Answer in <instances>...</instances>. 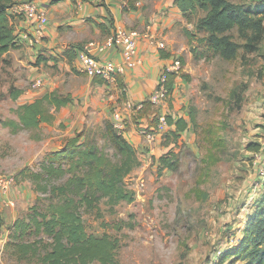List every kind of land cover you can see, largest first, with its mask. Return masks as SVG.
Segmentation results:
<instances>
[{
  "label": "rangeland",
  "instance_id": "374dc122",
  "mask_svg": "<svg viewBox=\"0 0 264 264\" xmlns=\"http://www.w3.org/2000/svg\"><path fill=\"white\" fill-rule=\"evenodd\" d=\"M232 1L255 4L254 0ZM262 13L264 17V10ZM197 16L187 20L196 32L192 39L186 36L191 57L186 68L182 63L173 84L174 89L178 79L184 85L179 84L181 100L177 111L181 116L176 118L184 117L187 126L175 136L168 124L154 139L140 129L150 125L137 128L147 141L161 139L160 155L173 153L178 159L177 167L160 168L156 156L148 157L146 149L138 148L139 164L124 178L128 189L135 192L134 200L109 203L104 197L99 201V210H82L88 233L109 234L119 240L116 257L120 264H242L234 256L233 247L247 212L256 207L264 189L257 172V155L264 153V31L256 49L241 47L234 57L225 59L209 50L206 42L198 41L205 32L196 29ZM231 32L235 40L244 41L236 27ZM38 58H33L21 41L0 58V175L14 179L6 190L0 189V264H43L39 257L49 237L32 230L22 234L12 227L17 219L28 220L31 204L39 202L40 209L44 207V202L37 200L39 193L32 181L20 179L18 172L24 167L38 169L43 156L60 148L70 134L66 132L67 123L56 121L61 106L49 105L51 120L37 127L13 131L4 124L8 119L18 120L21 103L33 101L45 91L67 94L57 77L52 76L57 65L53 70L46 69L53 66H40ZM115 75L110 80H116ZM49 78L52 83L44 85ZM37 79L42 82L34 86ZM116 83L124 93L119 79ZM51 86L53 89L48 90ZM12 88H20L21 94L11 97ZM173 89L168 90L160 106L173 108ZM191 107L194 125L189 121ZM159 115L148 121L157 123ZM100 119L97 116L84 121L78 131L97 134L103 145L100 133L106 119ZM75 132L76 129L72 135ZM19 242L33 245L23 253L16 246ZM223 253L228 255L224 259Z\"/></svg>",
  "mask_w": 264,
  "mask_h": 264
},
{
  "label": "trees",
  "instance_id": "16d2710c",
  "mask_svg": "<svg viewBox=\"0 0 264 264\" xmlns=\"http://www.w3.org/2000/svg\"><path fill=\"white\" fill-rule=\"evenodd\" d=\"M173 1L187 20L198 14L195 27L205 32L198 41L206 42L209 50L225 59L234 57L241 47L249 51L256 49L262 39L264 17L260 14H263L264 0H254L253 5L232 0ZM13 2L0 0V58L19 43L18 33L14 32L7 12ZM235 27L243 42L234 39L231 30ZM184 32L189 39L196 34L186 27ZM80 47L73 45L68 53ZM175 75L170 73L168 76L169 91L173 89ZM93 80L105 82L97 76ZM21 92L20 88H12L10 95L16 98ZM68 102H71L69 94L47 92L31 102L21 103L17 108L18 120L8 119L4 124L13 131L37 127L42 121L51 120L49 105L59 108ZM193 108L189 121L194 125ZM165 120L175 136L187 126L184 117L174 119L171 114H165ZM98 137L91 132L77 131L66 138L60 148L47 152L38 169L24 167L17 173L20 179L32 181L34 190L39 193L37 200L43 201L44 207L40 209L38 201V204H31L29 210L32 213L28 220L17 219L12 227L22 234L32 230L49 237L45 251L39 257L43 264H120L116 257L119 240L109 234L88 233L82 220V210H99V201L104 197L109 203L133 201L135 192L128 189L124 178L139 164V159L137 148L111 120H105L100 133L103 145ZM158 160L160 168L174 169L178 164V159L170 151L160 155ZM256 204L252 211L247 212L244 228L233 247L234 256L242 264H264V189ZM32 245V242L16 244L23 253L29 252ZM226 256L223 253L221 258Z\"/></svg>",
  "mask_w": 264,
  "mask_h": 264
},
{
  "label": "crops",
  "instance_id": "0c3cea01",
  "mask_svg": "<svg viewBox=\"0 0 264 264\" xmlns=\"http://www.w3.org/2000/svg\"><path fill=\"white\" fill-rule=\"evenodd\" d=\"M35 1L46 11L47 22L44 24L38 25L35 19H26L9 9L7 12L14 32L18 35L24 31L34 33V29L37 26L40 27L41 33L35 38V42L23 39L19 41L26 44L29 54H33V58L41 59L40 66L45 63V65L53 66V68L47 67L46 69L53 70L56 67L55 64L57 65L56 72L52 76L57 77V82L61 83L64 92L71 94V102L57 110L56 121L63 120L67 123L68 130L66 132H69L68 136H70L75 129L77 131L80 129L81 123L97 116L101 118L100 120L109 119L113 122L115 118L112 112L118 111L123 122V128L119 131L137 149H146L148 157L156 156V160H158L163 148L159 145L161 139L153 142L147 141L139 134L137 128L141 124L150 125L148 118L151 119L157 114H171L174 119H176V115L181 116V111H177V106L181 100L178 92L180 91L179 84L182 82H179L178 79H176L172 92V109L169 106L164 108V105H161L162 107L153 105L149 101L151 93L157 88L158 77L171 57L183 56L184 59L181 58L183 68L187 67L191 57L187 44L188 39L184 33L185 27L191 30V24L174 4V1ZM148 23H151L150 38L138 40V63L132 67L124 64L122 71L115 75V79H119L124 93L122 89L118 88L114 78L98 82L85 74L79 67L80 64L76 56L77 49L68 53L73 45L82 46L90 40L103 41L113 33L116 27H123L127 31L143 30ZM158 40L165 41L167 48H158L154 44V41ZM92 51L101 58L112 59L117 63L122 62L118 48H110L103 52L95 49ZM186 59L187 63L184 62ZM50 83L52 80L49 78L47 81L45 80L44 85ZM52 89L51 86L48 90ZM139 101L145 103L144 108L140 110L134 106ZM135 117L139 119H135ZM22 191L25 193L26 190L22 189ZM7 206L14 207L13 204Z\"/></svg>",
  "mask_w": 264,
  "mask_h": 264
},
{
  "label": "built area",
  "instance_id": "2783aa9c",
  "mask_svg": "<svg viewBox=\"0 0 264 264\" xmlns=\"http://www.w3.org/2000/svg\"><path fill=\"white\" fill-rule=\"evenodd\" d=\"M15 14L22 15L26 19H35L38 25L47 22V14L43 7H41L35 0H14L9 8ZM151 24H147L143 30L127 31L123 27H116L113 33L107 36L103 41H87L79 49H77V59L79 61L80 69L90 77H100L104 81L112 79V77L122 71L123 65L129 67L135 66L138 63L137 49L138 40L141 38H150ZM41 33L40 27L34 29V33L29 31L21 32L18 35V40H29L35 42V38ZM158 48L166 49V43L162 40L154 41ZM110 48H118L122 62L117 63L112 59L101 58L94 54L92 49L103 52ZM182 70V60L178 55L172 56L164 69L158 77L157 88L151 93L149 101L153 105H160L168 94L167 80L170 73L178 74ZM41 80L33 81V85H40ZM142 103L136 105V108H141ZM116 119L114 126L118 129L123 128L121 115L118 111L114 113ZM167 127L165 115L160 114L158 121L154 125L141 127V132L144 133L149 139H154V135L164 131ZM159 131V132H158ZM258 167L257 172L259 177L264 181V153L257 155ZM14 180L11 177L0 175V189L6 190L8 185ZM221 250L218 251L220 253Z\"/></svg>",
  "mask_w": 264,
  "mask_h": 264
}]
</instances>
